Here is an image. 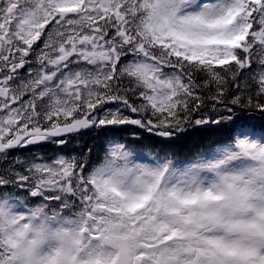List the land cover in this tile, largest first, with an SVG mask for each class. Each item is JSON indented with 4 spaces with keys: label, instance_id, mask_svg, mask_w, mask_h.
<instances>
[{
    "label": "snow or ice",
    "instance_id": "6c2138e0",
    "mask_svg": "<svg viewBox=\"0 0 264 264\" xmlns=\"http://www.w3.org/2000/svg\"><path fill=\"white\" fill-rule=\"evenodd\" d=\"M93 128L0 171V264H264V0H0V156Z\"/></svg>",
    "mask_w": 264,
    "mask_h": 264
},
{
    "label": "trees",
    "instance_id": "16d2710c",
    "mask_svg": "<svg viewBox=\"0 0 264 264\" xmlns=\"http://www.w3.org/2000/svg\"><path fill=\"white\" fill-rule=\"evenodd\" d=\"M247 75V74H245ZM113 135H119L115 131H108L102 129L99 133H94V134H89L83 139V145L82 149L83 150L81 153L85 155V158H87L91 164L97 163L101 160V157L103 156V149L105 146V142L108 138H110ZM121 136V135H119ZM205 136L208 139L214 138V134L212 133H207ZM205 137L202 136H195L189 138L188 144L191 145L197 140L204 139ZM152 140H156L158 138L152 137L150 138ZM91 149V153L88 152V149ZM145 151V150H144ZM83 155V156H84Z\"/></svg>",
    "mask_w": 264,
    "mask_h": 264
},
{
    "label": "flooded vegetation",
    "instance_id": "af4514ba",
    "mask_svg": "<svg viewBox=\"0 0 264 264\" xmlns=\"http://www.w3.org/2000/svg\"><path fill=\"white\" fill-rule=\"evenodd\" d=\"M52 146L53 141L51 140L32 145L21 146L12 150V152L7 156V158H3V160H8L12 156L17 157L20 155L26 158L27 156H30L32 154H35L37 157L39 155L41 158H46L47 155L50 153Z\"/></svg>",
    "mask_w": 264,
    "mask_h": 264
},
{
    "label": "rangeland",
    "instance_id": "374dc122",
    "mask_svg": "<svg viewBox=\"0 0 264 264\" xmlns=\"http://www.w3.org/2000/svg\"><path fill=\"white\" fill-rule=\"evenodd\" d=\"M33 60L35 59V56L33 55ZM21 75H24V72L22 71V73H21ZM109 107H111V105H109ZM76 136H80V135H74V136H71L70 138L69 137H67L66 138V141H68L69 143H70V139L72 138V137H76ZM77 138H79V137H77ZM77 138H75V139H71V142H73V141H75L76 142V139ZM68 139V140H67ZM56 145H59L58 143H56ZM74 151H72V152H70V155H63V157H65V158H71V157H75V153H73ZM61 157V156H60ZM17 162H19V163H17ZM16 163V165H15V161H11V164H9L8 165V167L7 168H1V171L2 170H4V169H9V168H13V167H16L17 168V170H19V168H20V166L21 165H23V166H27L28 164H31V163H34V162H36V163H48V162H45V161H37L36 159H35V157H31L30 159H25V160H19V161H17ZM141 162H143V161H141Z\"/></svg>",
    "mask_w": 264,
    "mask_h": 264
}]
</instances>
